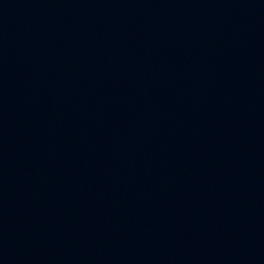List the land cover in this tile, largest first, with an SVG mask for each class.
Masks as SVG:
<instances>
[{"label":"water","instance_id":"water-1","mask_svg":"<svg viewBox=\"0 0 264 264\" xmlns=\"http://www.w3.org/2000/svg\"><path fill=\"white\" fill-rule=\"evenodd\" d=\"M0 264H264V0H0Z\"/></svg>","mask_w":264,"mask_h":264}]
</instances>
